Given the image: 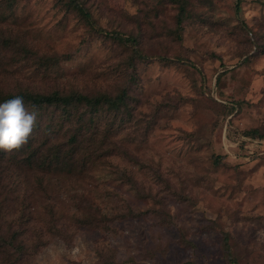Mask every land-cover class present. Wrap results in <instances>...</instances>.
I'll return each mask as SVG.
<instances>
[{
	"label": "rangeland",
	"instance_id": "rangeland-1",
	"mask_svg": "<svg viewBox=\"0 0 264 264\" xmlns=\"http://www.w3.org/2000/svg\"><path fill=\"white\" fill-rule=\"evenodd\" d=\"M80 1L103 31L60 0H0L1 93L127 91L119 112L79 107L71 170L0 151V264H264V0H191L180 40L169 4ZM25 108L34 145L52 120L71 149L77 122Z\"/></svg>",
	"mask_w": 264,
	"mask_h": 264
},
{
	"label": "trees",
	"instance_id": "trees-1",
	"mask_svg": "<svg viewBox=\"0 0 264 264\" xmlns=\"http://www.w3.org/2000/svg\"><path fill=\"white\" fill-rule=\"evenodd\" d=\"M66 4L67 8L73 9L77 11L83 18H85L91 26L96 27L97 30H102L98 27L96 23H94L92 15L88 11L87 7L83 5L80 0H60ZM158 5L169 4L175 10L174 19H175V27L174 29L167 30V35L180 40L181 33L183 30V23L188 18V8L191 5V0H156ZM103 31V30H102ZM107 34L115 37L117 41L121 45H131L136 57L139 60L147 59V57L143 54L141 49L137 47L138 40L136 36H123L119 35L117 31L107 32ZM16 96L23 97L24 105L27 107H32L34 109L41 107H53V108H61L62 115L65 117V120L69 123L77 122L76 129L69 137L70 140L68 143L70 144L71 149L62 148L61 145H56L50 143L53 135L57 130V122H53L50 120L48 124L45 125V129L43 130L45 133L44 139L39 143H33L34 137L39 132L38 129L41 128V122L36 118V123L34 125L33 131L29 136L27 142L21 147H25L28 149V155L25 159V163L29 166H36L44 170L43 172L50 171H59V170H71L72 160L78 155V150L82 145V140L80 138V134H85L88 130H82L84 128L85 121L90 122V126L93 125L92 118H85V114L79 113V107H86L91 111V113L97 112L101 108H106L108 111H117L120 109H124L126 107L127 100V91L125 88H121L119 92L115 95L108 94H98L94 96H88L83 93L71 92V93H61L58 90H53L49 93H40V92H32V91H17L14 93H1L0 92V103H3L9 99H13ZM92 120V121H91ZM44 126V124H43ZM42 126V127H43ZM89 126V127H90ZM83 132V133H82ZM258 130L253 128L248 130L250 134H257ZM56 135V134H55ZM93 135V133H92ZM260 138L263 136L261 134L256 135ZM91 141V139H87ZM19 148V149H21ZM44 151V153H43ZM41 153H43L41 155ZM95 155V154H94ZM93 154V156L95 158ZM212 160L215 164H219L222 161L223 156L213 155L211 156ZM82 158V157H78ZM77 159V158H76ZM83 159V158H82ZM84 159H87L84 157ZM229 235L227 232L222 233V248L224 251V255L229 263H235L234 258L231 254V247L229 244ZM9 244L14 242L13 239L10 240Z\"/></svg>",
	"mask_w": 264,
	"mask_h": 264
},
{
	"label": "clouds",
	"instance_id": "clouds-1",
	"mask_svg": "<svg viewBox=\"0 0 264 264\" xmlns=\"http://www.w3.org/2000/svg\"><path fill=\"white\" fill-rule=\"evenodd\" d=\"M36 118L37 113L25 108L21 96L0 103V151L21 148L31 135Z\"/></svg>",
	"mask_w": 264,
	"mask_h": 264
}]
</instances>
